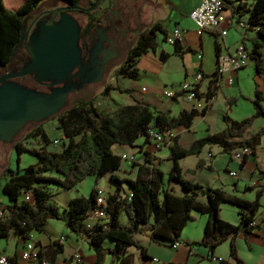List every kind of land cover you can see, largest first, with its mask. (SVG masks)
<instances>
[{
	"label": "trees",
	"instance_id": "trees-1",
	"mask_svg": "<svg viewBox=\"0 0 264 264\" xmlns=\"http://www.w3.org/2000/svg\"><path fill=\"white\" fill-rule=\"evenodd\" d=\"M41 1L22 0L17 7L7 8L3 0H0V63L8 60L13 47L19 41L23 18ZM61 1L74 5L79 0ZM222 1L223 9H227L231 15L248 13L247 23L256 29L257 35L251 40L249 60L251 59L254 65V76L263 75L264 0H253L249 7L242 5L240 0ZM156 30L162 32L164 39L165 30L157 23L151 24L148 34L137 41L126 54L122 64L115 69L117 74L133 80L137 79L138 57L148 50L151 52L156 50L153 39ZM217 51L218 44H215V54ZM172 52H180L179 44L172 45ZM167 56L168 54L162 50L158 52L160 60H165ZM107 89L108 86L105 90ZM114 89L128 92L117 87ZM214 90L205 93L207 102ZM129 95L131 96V93ZM133 100L134 104L119 106L110 113H101L91 100L78 102L65 109L56 116L59 129L67 138L59 151H48L43 147L26 149L20 145V141L14 144L13 147L18 153L28 150L36 156V161L27 165L22 171L6 169L7 177L1 184V191L11 203L7 207V217L0 219V236H6L11 230L13 234L27 238L32 230L42 231L47 219H56L63 222L70 232L85 239L87 246L95 254L93 264H103L105 255L109 256L108 264L120 263V254L126 247L137 246L134 234L141 233L143 226H146L149 238H161L171 243L178 240L187 221L192 218L191 211H196L205 214L206 221L199 241L194 244L212 252L220 242L228 238V255L237 264H241L236 253L235 237L238 234L246 237L258 228L257 224H251V221L259 206L264 184L256 186L253 198L246 200L226 194L219 188L202 186L185 179L178 160L188 155L199 154L205 145H216L226 153L246 145L251 149L252 154V150L264 133V126H261L243 137L254 119L264 115L261 104L262 92L256 82L251 100L253 107L251 115L241 120H234L223 114L222 130L196 138L186 148L177 145L175 136L173 143L168 147L171 166L167 171L166 183L163 182V172L158 167L147 164L150 159L147 158L148 153L143 151L146 156L144 161L132 163L136 167L133 178L119 179L114 174L109 176L118 184L128 185L127 195L120 197L117 192H112L104 195L102 203L97 205V190L93 187L86 197L70 198L62 212L48 202L50 192L45 188L48 183L53 182L67 190L86 174L99 177L107 171L118 169L121 156L112 151L114 144L132 145L137 137L145 138L146 130L150 126L187 128L195 116H203L208 108L206 104L199 110H182L176 116H167L160 112L153 113L147 105L141 104L134 98ZM223 100L229 106L234 98H223ZM32 136H38L43 143H48L47 135L40 125L27 132L23 139ZM244 159H241L240 164ZM200 165L196 166L200 167ZM205 168L210 170L209 165ZM49 170L61 175L62 178L45 175ZM169 183L171 185H168ZM175 184L178 185V191L174 190ZM251 188L253 186H247L245 190ZM25 193L31 196L30 201L24 200ZM199 196H202L204 201L200 200ZM222 202H228L236 207L237 223L233 224L220 218L219 206ZM96 208H100L104 216L95 220L90 227H86L89 213ZM121 214L126 219L123 224L119 221ZM105 241L112 242V246L104 245Z\"/></svg>",
	"mask_w": 264,
	"mask_h": 264
},
{
	"label": "crops",
	"instance_id": "crops-1",
	"mask_svg": "<svg viewBox=\"0 0 264 264\" xmlns=\"http://www.w3.org/2000/svg\"><path fill=\"white\" fill-rule=\"evenodd\" d=\"M252 1L253 0H240L239 2L245 7H249ZM21 2L22 0L3 1L5 7L8 8H15V6H18ZM236 3H238V1ZM196 4L197 0H193V5L189 8L188 13ZM188 13L185 16L186 22L176 20L173 24V27H179L183 30V41L179 45L180 52L176 54H178L180 60H182V69L185 76L190 72L191 74H193L198 70L204 76L211 74L215 65V44H218L219 52H231L234 46L239 41H242L248 52L251 50V40L254 39L257 35L256 29L249 26L247 23V12L241 15H231L227 9H223L221 13L223 18V20H221V26L227 29L226 34L223 37L211 32L196 31L192 22L188 18ZM244 16H246V20L243 19ZM237 21L243 23V30H236V33L231 35L229 30L230 28H236L235 26ZM187 22H189L190 24H188ZM155 23L159 24L161 28L165 30V33H168L170 31L167 30V28L160 22H154L152 24ZM248 44L249 46H247ZM209 45L210 55L209 57H206V54H208L207 48ZM189 52H191L192 56L195 58V62L193 65L186 66L185 57ZM195 52L201 53L200 59L196 58ZM152 53H156V56L158 58L156 50ZM166 53L169 55L168 52ZM248 63L252 64V68L254 70V65L251 59L248 60L247 64ZM238 71L239 69L235 73H233V77H237ZM256 78L257 82L260 80L261 83L264 84V73L263 75L256 76ZM199 85H201V82L199 83ZM207 88L208 83L205 84V89L202 90L204 97L205 93L207 92ZM146 92L147 90L144 89L143 86H141L139 91L137 92L138 95L133 97L130 96L131 100L127 104H134V98L140 101L141 104L147 105L153 113L160 112L167 116H176L180 111L190 109L191 103L186 101L182 97H176L174 99H169L167 102H164L161 101L158 97V94H160V90H152L148 95H146L148 93ZM223 97L228 98L229 96L222 94L221 91H218V88L214 90V93L210 97L208 102L206 101V104H208V108L205 114L201 117H205L212 101L215 98H220L222 100ZM173 105H176V108L174 110L172 109ZM195 118L196 116L193 118L191 125L187 128L183 126L174 127L176 132L178 133V129L180 128H184L185 130L189 131L192 130V128L194 127L193 121L195 120ZM223 127L224 123L223 121H220V124L218 123L216 126H213V132L210 133L219 132L223 129ZM246 135H248V131L243 134V137ZM194 139L196 138H193L190 143ZM178 141L179 140L177 139V145H179ZM161 149L168 150V148ZM236 149H234L233 151H235ZM143 151L148 153V156L156 153L155 151H150V148L146 141L142 149V152ZM233 151L229 153L222 152L218 146L213 145V158L210 162H205V160L200 157V155H198L197 157H195L193 164L185 168V170L182 171V174L184 172H189L195 175V180L193 182H197L202 186L219 188L226 194L235 195L246 200H251L254 196V190H245V188L247 186L256 187L258 185L264 184V133L260 136L258 144L252 150V154L246 157L242 164H240V161L231 158V153ZM167 155L164 158L168 159ZM207 155H209V153H207ZM219 156H221L220 161L219 163H217ZM196 165H200V167H197ZM206 165L210 166V170L205 168ZM229 170H235L236 175L230 176L228 174ZM206 175H208V178L213 179V186L209 183L204 184L205 179H207ZM6 177L7 175L2 178V183ZM61 190L64 189L61 188ZM69 199L70 198H67L65 200L62 209L66 206ZM10 203V201L3 204H1L0 202V211L2 212L0 219H4L5 217H7V207L8 205H10ZM222 204L223 203H221L219 206L220 218L233 224L237 223L238 216L236 207L234 208V217L232 218V220H228L222 217L220 214ZM191 215L192 218L187 221L186 225L179 235L177 241L180 243V245H178L177 247L172 248L170 246L171 243L165 239L149 238L148 230L146 229V227H143L141 233L134 234L137 246H127L123 253L120 254V263L114 262L112 264H237V262L230 258L228 255V238L220 242L212 252H208V250L201 245L194 244V242L199 241L201 237L202 229L206 221V215L196 211L191 212ZM93 222L94 220H92L90 217L86 219V223L88 225H92ZM253 222L258 226V228L253 233H249L246 237H243L240 234L235 237L236 253L237 257L241 260V264H264V191L259 198V206L253 216ZM136 235H140V239H137ZM28 236L29 237L27 238H22L13 234L11 230L7 232L6 236H0V255L4 256L7 262H9L10 264H31L28 260L21 259L20 257V252L23 244L30 239L33 240L39 247L40 253L45 260V264H93L94 262L95 254L93 250H91L87 246L85 239L81 235L70 232L60 220L47 219L42 231L32 230L29 232ZM104 245L112 246V242L105 241ZM73 252H78L80 254L81 259L79 262L75 263L74 261L70 260L69 257ZM211 256H214L215 259H211ZM153 257L156 258L157 261L152 262L150 259ZM108 263L109 256H105L103 264Z\"/></svg>",
	"mask_w": 264,
	"mask_h": 264
},
{
	"label": "rangeland",
	"instance_id": "rangeland-1",
	"mask_svg": "<svg viewBox=\"0 0 264 264\" xmlns=\"http://www.w3.org/2000/svg\"><path fill=\"white\" fill-rule=\"evenodd\" d=\"M4 1V0H3ZM48 3L58 2L57 0H42ZM86 0H80V2H85ZM40 2V3H41ZM143 3L144 7H141L139 14L146 17L147 21L160 22L167 30H171L173 24L176 20H181V22H186V15L188 10L193 5V0H137L136 4ZM18 4V3H17ZM15 4V5H17ZM17 7V6H15ZM8 8V7H7ZM184 14V16H183ZM246 16H244V20ZM235 20V19H234ZM239 20V19H238ZM238 22L236 23V28H230V34H235L237 31H242L243 28L238 27ZM190 24L189 22H187ZM235 23V22H234ZM154 43L156 45V52L160 50L169 53L168 58L165 61H160L156 53L153 54L150 50L138 57L136 68L139 69V76L137 79H131L129 77H124L116 73V71L110 70L106 73L105 77L95 86L94 91L86 98V100H91L92 104L98 108L101 113H110L115 108L125 105L130 102L131 97L137 96L138 91L141 86L147 90L148 95L152 90H160L164 87L176 86L183 81H192L191 72L186 76L183 74L182 60H180L179 55L172 52V45L167 43L163 39V34L161 31L156 30L154 32ZM249 46V44L247 45ZM208 54L210 55V45L207 48ZM262 52L264 50L262 49ZM205 59V57H204ZM186 66L193 65L195 58L189 52L185 57ZM119 63L118 65H121ZM137 69V71H138ZM144 70V72H143ZM155 79V80H154ZM208 81V76H204L200 90L205 89V84ZM258 84V89L262 92L261 104L264 109V84L259 80L257 82L256 76H254V70L252 64L248 63L244 68H240L237 77L233 78L232 85H225L220 82L218 91L222 94L233 97L234 101L228 106L224 103V100L220 98H215L209 110L207 111L205 117L196 116L193 121L194 127L192 130H185L184 128L178 129L176 135L179 140L178 146L186 148L193 138H199L207 133L213 132V126H216L220 121L222 122V115L226 114L232 119L241 120L253 113L252 98H253V88L254 83ZM109 89L105 90L106 87ZM114 87L121 88L128 92H119L114 89ZM104 91V92H103ZM145 93V92H144ZM145 95V96H146ZM143 96V95H142ZM161 101L167 102L169 98H165L158 94ZM228 97V98H229ZM226 98V97H223ZM176 105H173V110ZM65 108L60 112L62 113ZM60 113L53 115L42 122L36 123L30 128H23L18 137L20 145L26 149H39L43 147L48 151H59L62 144L66 143L67 138L63 135L61 129H59L58 120L56 118ZM41 126V129L45 132L48 138V143H43L38 136H32L23 139L25 134L33 129L34 126ZM264 126V115L258 116L254 119L253 123L247 129L248 134L255 131L257 128ZM145 144L144 136L137 137L132 145H118L114 144L112 146V151L118 155H125V158L121 157L120 166L118 169L110 170L105 172L103 175L96 177L94 174L84 175L75 185L71 186L67 190H61L57 184L51 182L45 185L46 190L50 192V197L48 202L55 205L59 212H62V206L67 198L78 197V196H88L90 190L94 187L99 190L102 195L110 194L112 192H117L120 197L127 195L129 192V187L126 183L118 184L117 182L109 178L110 174H114L119 179L133 178L135 176L136 167L132 163H142L146 157L143 154L142 149ZM155 154L148 156L150 159L147 164L149 166H156L163 172V182H167V171L171 166V160L164 158L168 154L167 149H159L155 151ZM209 153V155H207ZM200 155L205 162H210L213 158V145H205L201 148L199 154L188 155L178 160V165L182 171L185 168L193 164L195 157ZM168 156V155H167ZM161 159H159V158ZM220 157L217 163L220 161ZM36 161V156L28 150H23L20 153L17 152L11 144L0 145V202L1 204L8 202L6 195L1 191L2 178L7 174L6 169L22 171L27 165L33 164ZM213 171V170H212ZM45 175H51L58 178H62L61 175L56 172L49 170ZM205 179L204 184H212L213 179ZM183 177L190 181L195 180V175L184 172ZM168 185H171L170 183ZM174 186V185H173ZM256 187L251 188L254 190ZM174 190L178 191V185L175 184ZM200 200L204 201L202 196L198 197ZM220 214L222 217L232 220L234 217L235 206L228 203L222 202ZM194 212V211H191ZM55 221V220H53ZM119 221L121 224L125 223L126 219L123 214L119 216ZM146 227V226H143ZM140 235H136L137 239ZM108 256V255H105Z\"/></svg>",
	"mask_w": 264,
	"mask_h": 264
},
{
	"label": "flooded vegetation",
	"instance_id": "flooded-vegetation-1",
	"mask_svg": "<svg viewBox=\"0 0 264 264\" xmlns=\"http://www.w3.org/2000/svg\"><path fill=\"white\" fill-rule=\"evenodd\" d=\"M38 3L26 16L24 29L28 32L41 21L56 19L59 11L56 8L69 7L66 2ZM137 0H86L84 3L78 1L81 9H66L76 20L80 36L78 46L81 52V73L72 77V82L80 78H87L89 73L100 72L99 79L94 82L83 83L73 89L66 96L65 106L67 109L78 102L87 101L86 98L94 91L95 86L105 77L110 70H115L122 63L128 51L144 35L148 34L151 21L141 16L139 11L144 7L143 3L136 4ZM24 31V30H23ZM27 41H20L13 51L11 57L4 63H0V77L5 83H16L38 92H49L52 88L60 87L62 83L50 84L49 82H38L36 77L27 72L19 73L29 60L27 54ZM7 75H14L8 77ZM36 123L28 122L23 128H30ZM36 127V126H34ZM33 127V128H34ZM21 129V131L23 130ZM19 131L9 143L0 141V145L14 144L18 141Z\"/></svg>",
	"mask_w": 264,
	"mask_h": 264
},
{
	"label": "water",
	"instance_id": "water-1",
	"mask_svg": "<svg viewBox=\"0 0 264 264\" xmlns=\"http://www.w3.org/2000/svg\"><path fill=\"white\" fill-rule=\"evenodd\" d=\"M66 9L80 10L81 7L56 8L59 11L56 19L36 23L30 32L24 29L25 17L22 20L21 36L9 57L20 41H27L29 60L16 75L31 72L38 82L63 84L44 93L16 83H5L0 77V141L3 143H9L26 123H39L60 113L69 92L83 83L99 79L100 72H97L89 73L87 78H80L77 82L71 81L81 73L80 29Z\"/></svg>",
	"mask_w": 264,
	"mask_h": 264
},
{
	"label": "built area",
	"instance_id": "built-area-1",
	"mask_svg": "<svg viewBox=\"0 0 264 264\" xmlns=\"http://www.w3.org/2000/svg\"><path fill=\"white\" fill-rule=\"evenodd\" d=\"M223 1L222 0H197V4L189 11L188 18L192 22L194 28L198 32H211L223 37L226 34V28L221 26L222 11H223ZM238 27L243 28L244 25L238 22ZM164 40L173 45L175 43L181 44L183 41V30L179 27H173L168 33L165 34ZM196 58H201L200 52H195ZM249 60V52L244 46L243 42H238L232 51L219 52L217 51L215 55V65L211 74L208 76V90L217 89L220 82L226 85H231L233 83V73L238 69L244 67ZM262 63L264 64V55L262 56ZM204 75L198 70L192 74V81H183L176 86H169L160 89V94L169 99H174L176 97H182L186 101L190 102V109L199 110L205 104L206 100L203 95V91L200 90L199 83L202 81ZM177 135L174 127L171 126H161V127H148L146 130L145 141L148 144L150 151L154 152L161 148H168L172 143L173 139ZM251 149L248 146H239L235 151L231 153V158L237 161H241L242 158L250 156ZM125 158V155H120ZM228 174L230 176H235V170H229ZM97 190V189H96ZM103 196L99 190L96 191V203L101 204L103 201ZM24 200L30 201L31 196L27 193L23 196ZM0 211V216H1ZM104 216L100 208H96L91 211L88 215L92 220L100 219ZM251 224H254L251 221ZM86 223V227H90ZM180 243L175 240L171 242L170 246L172 248L177 247ZM21 259L28 260L31 264H45L39 247L33 240H27L20 252ZM70 260L79 262L81 256L78 252H73L70 255ZM215 259L214 256L210 257ZM152 262L157 261L156 258L150 259ZM0 264H10L7 262L6 258L0 255Z\"/></svg>",
	"mask_w": 264,
	"mask_h": 264
}]
</instances>
